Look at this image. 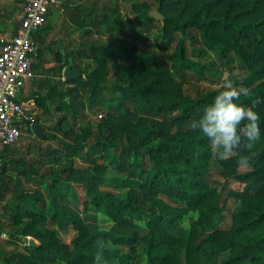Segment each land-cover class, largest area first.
Here are the masks:
<instances>
[{
  "label": "trees",
  "instance_id": "16d2710c",
  "mask_svg": "<svg viewBox=\"0 0 264 264\" xmlns=\"http://www.w3.org/2000/svg\"><path fill=\"white\" fill-rule=\"evenodd\" d=\"M143 6L145 9L134 4L135 18L122 17L119 5L99 0L71 9L79 27L103 24L109 39L104 45L88 46L86 38L76 52L64 57L58 54L57 63L44 69L47 76L36 101L46 100L48 93L57 89L60 109H68L74 122L87 107L108 104L109 109L98 118L97 138L92 142L87 140L94 133L90 128L84 127L83 134H78L73 122L65 127L69 120L62 113L52 128L57 145L49 144L34 162L17 161L24 162L21 173L28 175L35 187L18 189L15 200L8 204L10 236L13 242L16 237L32 236L37 244H25L23 251L14 248L5 254L0 245V264H28L30 259L37 264H93L100 241L106 245V264L113 259L129 264L140 241L146 244L144 264H183L184 250L186 264H210L226 251L230 256L223 264H264V0H156L164 16L157 49L147 42L156 18L149 16V4ZM46 25L35 35L40 46L38 58L46 42V34L40 31ZM136 39L145 44L140 46ZM198 45L215 51L228 63L232 55L237 56L241 72L233 76L232 85L245 90L240 102L253 107L261 120L262 135L251 148L243 147L219 160L227 182L243 184L241 189L227 192L239 201L228 228L224 227L223 192L208 179L214 154L208 139L189 128L191 119L226 86L196 97L185 93L190 77L220 83L216 62L191 59L190 48L203 56L204 49ZM71 56L74 60L93 59L97 66L83 72L79 63L70 61ZM66 67L85 77L63 79ZM61 153L70 159L67 164L56 163ZM241 156H246L243 163L239 162ZM73 158L88 166L76 168ZM241 165H250L251 170L240 172ZM108 166L126 175L124 180L139 178L138 188L124 196L101 190L106 182L121 180L107 176ZM74 183L85 189V210L92 208L109 216L114 222L110 229L92 230L57 200V191L64 189L65 193ZM184 218L190 221L189 226L172 233ZM41 223L72 226L78 235L69 244L56 230L43 231ZM140 223L146 226L145 235ZM126 248L129 250L124 251Z\"/></svg>",
  "mask_w": 264,
  "mask_h": 264
},
{
  "label": "rangeland",
  "instance_id": "374dc122",
  "mask_svg": "<svg viewBox=\"0 0 264 264\" xmlns=\"http://www.w3.org/2000/svg\"><path fill=\"white\" fill-rule=\"evenodd\" d=\"M88 0H83V3H86ZM100 3H108L112 6L119 5L120 8V14L122 17H129V18H135L137 16V10H135L134 4L136 3L139 5L142 9L144 8V3L149 4V16L150 11L158 10L156 6V0H133L129 2H124L120 0H99ZM1 11H0V20L2 21V28L6 32H11L12 30H15L20 16L23 12L24 3L23 0H3L1 3ZM154 17V16H152ZM155 18V17H154ZM155 27L153 28V31L151 34H147L148 41L152 48L157 49V46L161 44L162 42V28L164 26L163 19H157L152 21ZM47 28L40 31V34L45 33L46 36V46L44 44L42 45V51L41 56L39 60H37L38 65L41 67V69H45L44 65H42L43 60H53L55 63L58 61V54L62 55L63 57L66 56V54L71 53L72 51H77L80 48V41L87 40V45L91 46L92 44L97 45H104L107 43L109 39V35L107 32H104L106 30L105 25H89L85 27H79L78 25L71 24L69 21V17L67 15V9L64 13L60 15V18L58 20L54 21H47ZM53 26V28H52ZM88 30H91V33H87ZM121 38H123V34L120 35ZM127 38V37H126ZM128 39L131 41V38L128 37ZM136 43L140 46L144 45V41L141 39H136ZM69 44V45H68ZM199 48L204 49L203 56H198L197 54L191 50L190 48V57L193 60L199 61L201 63H208V62H216V67L219 69V72L221 74L220 83H213L209 80H198L197 78L190 77L188 81L184 85V91L187 95L196 97L198 94L206 93L212 89L219 88L222 84H227L228 81H231L233 83V76H237L240 74L241 70L239 68V59L236 55H232L233 60L228 63L225 60H222L220 56L213 50L202 47V45H198ZM170 52V51H169ZM167 53H163V56H165ZM36 61V60H35ZM71 62L79 63V67L83 70H91L94 69L97 66V63L93 59L88 58H76L75 60L71 56L70 58ZM207 75L209 73L207 72ZM115 71H111V79L113 81L117 80V77L115 75ZM82 76L85 77L82 73ZM59 93L58 90H54L53 93H48V98L46 100H42L39 102H36L34 105H29L28 110L31 113L35 112V123H40L43 127L42 135H37L34 133L33 129H27L21 138L11 147L15 148L14 150L17 151L19 154L22 155V158H25L27 160L36 161L40 157L41 150H45L48 148L49 144H51L53 147L56 146V141L52 138L53 132V126L56 123L58 117L60 114L65 113L67 116L68 109L61 110L60 109V103H59ZM109 106L108 104L102 105V106H96L94 108L87 107L84 109L83 113L78 116V118L75 120L72 119V117L68 116L69 122L65 123V127L70 126L71 122L74 123V129L78 134L82 135L83 131L82 129L84 127H88L92 130V135L87 139L90 142L95 140L97 138V128H98V118H100L103 114H106L108 112ZM61 135V133H59ZM99 158V157H98ZM219 158L214 154V158L211 161V167H210V175H209V182L218 187L223 192V200L222 204L224 207L225 217L224 222L226 228H228L231 224L232 220V212L237 207L239 201L233 197L228 195V190L230 189H241L243 184L239 181H231L227 182V180L222 176L221 170L222 166L219 163ZM70 161L69 158H67L66 154L61 153L57 155L56 157V163L58 165L60 164H67ZM73 161V164L76 168L78 167H87L88 163L80 158H73L71 159ZM107 163V162H106ZM22 168H24V162H21ZM251 170L250 165H241L239 167L240 172H246ZM108 177H118L121 178L118 182H106L105 184L100 186L101 190L105 191H111L113 193H117L120 195H126L130 190L134 188H138L139 186V178L134 179H127L126 175H123L122 173L118 172L113 166L107 167L106 172ZM36 178V177H35ZM25 183L26 185H30L35 187L34 181L31 180V178L27 175L25 176ZM44 186V183H42V187ZM65 185L64 187H66ZM57 191V190H56ZM57 200L69 207L74 213H76L79 217H81L87 226H89L92 230L96 229H103L108 230L110 229L114 222L113 220L100 212L95 211L94 209L85 210L84 208V201L87 199L85 189L80 184H71L66 189V192L64 193V189H60L57 191ZM191 215H194L195 218L197 217L196 213H191ZM6 217H0V245L3 249V254L8 252L9 250H12L14 248H19L20 250H24L25 244H30L28 241L29 238H21L16 237V242H13L11 240L10 231L11 228L9 227L10 219L8 218L7 221L5 220ZM5 225H3V224ZM190 221L188 218H184L182 221L178 222L175 227L172 229V233H176L178 231V228L181 226L188 227ZM140 232L142 235H145L147 232L146 226L144 223H140ZM4 226V229H1ZM39 227L43 231H48L51 229L56 230L58 236L60 239L66 243L71 244L73 239L78 235V232L72 227L69 226L67 228H61L58 224H49V223H41L39 224ZM33 238V237H30ZM30 240V239H29ZM37 243V241L35 240ZM129 249L126 248L124 251H128ZM146 244L144 241H140L137 245V249L133 253V259L129 264H144L146 261ZM230 256V252L226 251L223 253L218 254L216 257H214L210 264H223L224 261L228 259ZM182 262L183 264H186L185 259V250L181 254ZM2 262V261H1ZM28 264H37V261L34 259H30ZM46 264H52V263H46ZM107 264H121L119 260L113 259L109 261Z\"/></svg>",
  "mask_w": 264,
  "mask_h": 264
},
{
  "label": "built area",
  "instance_id": "2783aa9c",
  "mask_svg": "<svg viewBox=\"0 0 264 264\" xmlns=\"http://www.w3.org/2000/svg\"><path fill=\"white\" fill-rule=\"evenodd\" d=\"M24 7L16 33L0 39V148L14 145L35 123L19 95L36 78L33 63L40 46L36 33L48 21L52 11L62 14L64 0H23Z\"/></svg>",
  "mask_w": 264,
  "mask_h": 264
},
{
  "label": "clouds",
  "instance_id": "9594fccd",
  "mask_svg": "<svg viewBox=\"0 0 264 264\" xmlns=\"http://www.w3.org/2000/svg\"><path fill=\"white\" fill-rule=\"evenodd\" d=\"M242 94H247L242 87H235L228 81L224 90L219 91L189 123L190 129L208 139L211 152L221 160L243 147L251 148L262 135L260 116L253 107L240 102ZM245 161L246 156H241L239 162ZM105 246L104 241L98 242L99 254L94 257L93 264H106Z\"/></svg>",
  "mask_w": 264,
  "mask_h": 264
},
{
  "label": "crops",
  "instance_id": "0c3cea01",
  "mask_svg": "<svg viewBox=\"0 0 264 264\" xmlns=\"http://www.w3.org/2000/svg\"><path fill=\"white\" fill-rule=\"evenodd\" d=\"M2 1L3 0H0V11L2 8L1 7ZM64 2L66 4L69 21L71 22V24L77 25V23L73 21V18L71 16V9L83 3V0H64ZM60 15L61 14L57 13L56 11H52L49 15L48 21L58 20V18H60ZM19 24H20V19L15 30H12L11 32L9 31L6 32L1 27L2 21L0 20V39L1 37H10L14 35L18 29ZM46 44H44V46H46ZM37 60H39V58L36 59L35 61L37 65L35 67L36 78L32 82L27 83L22 88L19 95L20 100L25 104L26 107L29 105L36 104L37 102L36 96L37 97L39 96L38 94L40 92V84H42V79L47 76L45 71L41 69L40 66L38 65ZM42 63H43L42 65H44L45 68H49L55 65V62L53 60H43ZM65 69L63 70V79H65L64 77ZM42 91H43L42 93L45 95L46 90L44 89ZM14 149L15 148H12L11 146L6 148H0V217L2 216L6 217L5 218L6 221L11 216V212H10L11 209L8 204L12 203L15 200V194L18 192V189L22 187H30V185L28 186L25 183L26 175L21 173V170L23 169L21 163H17L18 160L22 159V155L19 154ZM30 237L32 236H28L27 238L30 239Z\"/></svg>",
  "mask_w": 264,
  "mask_h": 264
},
{
  "label": "water",
  "instance_id": "95a60500",
  "mask_svg": "<svg viewBox=\"0 0 264 264\" xmlns=\"http://www.w3.org/2000/svg\"><path fill=\"white\" fill-rule=\"evenodd\" d=\"M150 15L154 16L157 19H163L164 18L163 14L159 10L150 11ZM81 76H82L81 71L74 69L72 67H67L64 71L65 80L78 79ZM32 129H33L34 133L37 135H42V133H43L42 132L43 127L40 123H34L32 125ZM29 242L31 245L37 244L35 242L34 238H30Z\"/></svg>",
  "mask_w": 264,
  "mask_h": 264
},
{
  "label": "bare ground",
  "instance_id": "6f19581e",
  "mask_svg": "<svg viewBox=\"0 0 264 264\" xmlns=\"http://www.w3.org/2000/svg\"><path fill=\"white\" fill-rule=\"evenodd\" d=\"M36 65V64H35ZM41 68V67H40ZM45 83V82H44ZM46 84V83H45ZM73 86V85H72ZM66 87H68V86H66Z\"/></svg>",
  "mask_w": 264,
  "mask_h": 264
}]
</instances>
